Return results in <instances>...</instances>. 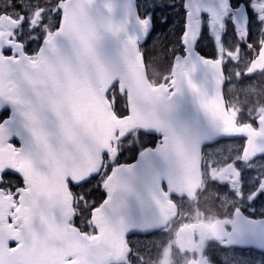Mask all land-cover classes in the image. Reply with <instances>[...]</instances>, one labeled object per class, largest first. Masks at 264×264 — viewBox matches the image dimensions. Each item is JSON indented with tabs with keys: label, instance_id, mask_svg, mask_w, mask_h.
Returning a JSON list of instances; mask_svg holds the SVG:
<instances>
[{
	"label": "water",
	"instance_id": "obj_1",
	"mask_svg": "<svg viewBox=\"0 0 264 264\" xmlns=\"http://www.w3.org/2000/svg\"><path fill=\"white\" fill-rule=\"evenodd\" d=\"M184 8L185 54L176 56L169 83L158 85L148 79L140 52L152 23L140 18L137 0H64L59 28L35 61L23 51L4 56L9 44L0 34V114L11 111L0 123V264H116L129 250L128 235L158 229L176 213L168 193L184 195L198 186L204 143L245 135V159L264 154V114L259 130L231 121L221 61L197 49L203 14L220 33L221 20L231 14L244 39L245 5L184 0ZM7 20L0 17V29L15 26ZM263 69L264 42L246 74ZM115 85L126 93L127 115H117L107 98ZM135 128L161 139L112 169L107 196L92 211L97 234L88 236L69 223V181L80 184L97 174L117 133L124 137ZM5 173L19 176L23 186L6 192ZM232 224L231 242L264 251V218L238 210ZM188 264L213 263L201 256Z\"/></svg>",
	"mask_w": 264,
	"mask_h": 264
},
{
	"label": "rangeland",
	"instance_id": "obj_2",
	"mask_svg": "<svg viewBox=\"0 0 264 264\" xmlns=\"http://www.w3.org/2000/svg\"><path fill=\"white\" fill-rule=\"evenodd\" d=\"M232 1L236 7H239L240 3L245 4L251 14L249 30L253 37L258 40V35L264 34V0ZM63 2L64 0H0V15L5 13L22 22V29H19L20 36L29 38L33 44L30 46L29 52L35 56L31 57L26 52L30 59H37V53L43 42L58 30ZM138 8L144 18H149L155 22V32L152 31L149 34L142 47L145 58L151 67V75L154 78L155 76L164 77V79L168 77L170 80L171 76L169 77V75L173 60L178 54H185L181 44L186 17L184 0H138ZM202 22L203 30L198 42V50L200 49L210 58L224 59L229 66V80L225 87V93L229 98L230 112H240L243 114L244 121H254L260 116L264 108V71L256 72L252 76L246 74L253 58V52L238 38L230 17L223 20L221 35L217 26L210 30L208 15L202 16ZM161 57L163 61H161ZM109 97L114 98L123 113L128 110L126 93H121L115 89ZM128 113L126 112V114ZM3 116L5 115H0V121ZM141 131L135 130L126 135L125 138L116 140L113 149L115 154L113 151L107 171L103 176L92 180L89 185L84 183L77 185L79 205L84 218L80 223L85 227L89 229L93 227L90 219L91 211L96 201L100 199L98 197L101 192H105L104 180L110 171L117 166V160L119 163L133 161L137 153L152 142L153 138L150 134ZM16 143L18 144V142ZM229 145L228 155H231L237 164H240L243 177L237 181H230V184L235 185V188L229 200L220 203L222 209H227L228 204L232 203L233 205L250 206L253 210L264 212V202L260 200V193H264V158L255 159L248 163L243 162L240 151L241 144L237 141H230ZM119 151L120 153H118ZM10 183H12L10 187L13 192L23 186L22 179L17 175H10ZM226 192L225 190L222 191L219 201L224 198ZM168 230L171 231L172 229ZM161 237L162 235L157 236L158 239ZM149 242L151 243V240ZM154 243L159 245L161 253H157L153 264H160V262L162 264H175L186 259V257L182 258L178 255H172V253L167 258L164 252L170 249L169 244L166 243L162 246L160 241H154ZM145 254L152 257L153 253ZM217 255L222 258L221 264H264V252L217 253Z\"/></svg>",
	"mask_w": 264,
	"mask_h": 264
},
{
	"label": "flooded vegetation",
	"instance_id": "obj_3",
	"mask_svg": "<svg viewBox=\"0 0 264 264\" xmlns=\"http://www.w3.org/2000/svg\"><path fill=\"white\" fill-rule=\"evenodd\" d=\"M230 2L232 7H236L232 0H230ZM246 10L250 24L251 14L247 8ZM1 15L7 14L1 13ZM226 17H230L232 19V15H228ZM226 17L221 20V33L223 29V20ZM6 24H9V20L6 21ZM249 24L247 26L244 39L240 37L238 38L242 40L240 41L247 46L249 50H252L254 57L258 54L260 46L264 42V34L260 33L258 35V40L255 39L249 30ZM8 28L9 27H2L0 29V34L3 40L7 42V38L14 42H20L23 46V50L31 57H34L35 54L29 52L30 46H33V44L29 38L20 36L19 29H22V24L20 26L13 27L10 30ZM4 54L12 56V48L6 49ZM221 60L225 77V91L230 71L228 64H226L227 62L224 59ZM256 72L253 74L255 75ZM253 74L247 75L252 76ZM163 81L167 82L168 79L163 78L161 82ZM228 114L238 127L244 126L245 128L259 130L258 118L264 114V108L262 109L260 116H258V118L254 121H244L243 114L240 112L232 111L230 113L228 110ZM3 119L4 117H2L1 120ZM247 140L248 139L245 135H238L229 138H217L213 141L204 143L200 149V180L198 186L193 192H188L184 195L168 193L167 198L168 200L174 202L176 206V213L169 218L164 226L158 229L128 235L127 242L129 250L126 253L125 258L116 264H153L157 253H161V248H159V245L154 243V241L162 242V246L166 243L169 244L170 249H167L164 252L166 253L167 258L170 253L175 256H181L182 258L186 257V259L182 262H177L175 264H188L192 260H197L201 256L207 257L209 262L213 264H221L222 258L219 257L217 253H248L253 251L263 253L264 251H260L254 246H246L241 242L240 244H235L228 238L233 229L232 221L236 211H241L246 218H264V212L261 213L258 210H253L250 206H241L239 204L233 205L232 203H229L227 209L223 210L220 205V203L224 200L228 201L234 191L235 185L232 186L230 181H237L243 177L242 168L239 166L240 164H237V161H235L231 155H228L230 149L229 142L237 141V143L241 144L240 151L242 152L243 162L248 163L255 159L264 158V154H260L249 160L245 159L244 148ZM163 187L166 188L165 185H163ZM71 189L73 194L75 193V198L79 200L77 185L75 187L76 192L74 191V188ZM8 190L11 191L10 188ZM223 190L227 192L225 193L224 198L219 201ZM76 193L78 195H76ZM255 194H257V192ZM106 196L107 193L105 191V197H101L95 204L99 206ZM97 206L93 207V209ZM92 211L90 214L91 222ZM82 213V211H79V213L76 212L71 218L70 223L79 227L82 232L89 236L97 234V228L94 226L93 222L92 229L88 228V230L85 231L82 227H80L83 225L80 221L82 222V219H84ZM168 229L172 230L169 231ZM160 235H162V237L158 239L157 236ZM150 240L151 243L149 242ZM14 245L15 244L12 242L9 243V247H13ZM145 253L153 254L152 257H149ZM160 264L162 263L160 262Z\"/></svg>",
	"mask_w": 264,
	"mask_h": 264
},
{
	"label": "trees",
	"instance_id": "obj_4",
	"mask_svg": "<svg viewBox=\"0 0 264 264\" xmlns=\"http://www.w3.org/2000/svg\"><path fill=\"white\" fill-rule=\"evenodd\" d=\"M154 22V21H153ZM154 24H155V22H154ZM155 26V25H154ZM147 41V40H146ZM145 41V42H146ZM145 42H143V44L141 45L142 47L144 46V43ZM200 50V49H199ZM201 51V50H200ZM142 53H143V60H144V62H145V65H146V68H147V72H148V75H149V78L153 81V83L154 84H156V83H159V82H161V80L164 78H162V77H158V76H155V78L151 75V72H150V69H151V67H150V64H149V62L146 60V58H145V52L142 50ZM163 53H165V52H163ZM201 53L203 54V55H205V56H207V57H210L209 55H207V54H205L204 52H202L201 51ZM158 55V54H157ZM162 58V57H161ZM161 58H159V59H161ZM161 61H163V58H162V60ZM162 78V79H161ZM161 79V80H160ZM115 89H117V88H115ZM114 90V89H113ZM113 92V91H112ZM120 92V91H119ZM114 111L117 113V114H120V115H125L126 114V112H128V110L125 112V113H123V111H122V109L120 110L119 109V107H118V104H117V102H115V107H114ZM4 115L6 116V115H8L6 112L4 113ZM5 116H3V117H5ZM135 130H141V129H135ZM142 132V131H141ZM146 133V132H145ZM150 136L153 138V140H152V142L149 144V146H154L158 141H159V138H160V136L159 135H155V134H150ZM120 139V138H119ZM119 141H121V140H119ZM147 147V146H146ZM145 147V148H146ZM144 149V148H143ZM142 150V149H141ZM140 150V151H141ZM139 151V152H140ZM138 152V153H139ZM118 153H120V151L118 152ZM137 153V154H138ZM136 157H137V155H136ZM135 157V158H136ZM134 158V159H135ZM133 159V160H134ZM130 162H131V160H129ZM109 162H110V155L108 154V153H105L104 154V167H103V170L101 171V173L99 174V175H97V176H94L90 181H88L87 183H84L85 185H89L90 184V182L92 181V180H95V179H97V178H99V177H101V176H103V174L107 171V166H108V164H109ZM117 163L118 164H121V163H119V161L117 160ZM128 163V162H127ZM12 178V177H11ZM14 178V177H13ZM12 183H10V178H9V180L7 181V183L5 182V185H7V186H5L6 188H10V185H11ZM76 187V186H75ZM75 187H74V191H75ZM105 189V188H104ZM76 192V191H75ZM76 195H78L77 193H76ZM101 197H105V192L103 193V192H101V194H100V196L98 197V198H101ZM76 199V209H77V211H78V213H79V211H82V209L80 208V205H79V202H80V199L78 200L77 198H75ZM95 206H97L96 204H95ZM94 206V207H95ZM80 227H82V229L83 230H88V228L87 227H85V226H80ZM89 233V232H88Z\"/></svg>",
	"mask_w": 264,
	"mask_h": 264
},
{
	"label": "snow or ice",
	"instance_id": "obj_5",
	"mask_svg": "<svg viewBox=\"0 0 264 264\" xmlns=\"http://www.w3.org/2000/svg\"><path fill=\"white\" fill-rule=\"evenodd\" d=\"M153 31L155 32V29H153ZM6 176H10L13 175L12 173H5ZM260 200L261 202H264V193H260Z\"/></svg>",
	"mask_w": 264,
	"mask_h": 264
}]
</instances>
